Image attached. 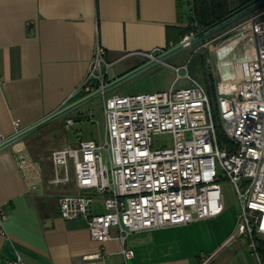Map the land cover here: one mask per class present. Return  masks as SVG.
I'll use <instances>...</instances> for the list:
<instances>
[{
	"label": "built area",
	"instance_id": "2783aa9c",
	"mask_svg": "<svg viewBox=\"0 0 264 264\" xmlns=\"http://www.w3.org/2000/svg\"><path fill=\"white\" fill-rule=\"evenodd\" d=\"M195 33L193 25L179 42L186 44ZM196 46V51H211L205 72L213 96L187 74L189 84L183 88H173L177 76L168 90L107 96L111 64L97 44L74 94L101 98V138H78L74 145L50 150L44 158L47 175L37 160L19 150L17 165L31 186L44 182L47 189L64 190L56 196L60 219L84 221L90 240L98 243L117 230L122 264L133 258L125 245L128 235L221 214V179L230 184L238 207L229 242L242 238L262 264L257 241L264 240V10ZM141 55L156 60L157 54ZM92 117V112L86 116ZM74 121L66 118L62 129L70 130ZM12 125L13 135L22 130L18 120ZM163 134L170 135V144L154 147L153 137ZM96 205L101 212H95ZM4 220L0 209L1 236ZM86 259L101 264L99 254ZM9 264L23 262L16 256Z\"/></svg>",
	"mask_w": 264,
	"mask_h": 264
},
{
	"label": "crops",
	"instance_id": "0c3cea01",
	"mask_svg": "<svg viewBox=\"0 0 264 264\" xmlns=\"http://www.w3.org/2000/svg\"><path fill=\"white\" fill-rule=\"evenodd\" d=\"M183 2L0 0V143L13 136L14 120L24 129L83 98L74 90L97 44L113 78L144 62L142 53L158 54L173 45L167 44L166 35L175 39L185 26L177 18L178 9H185ZM80 115L79 109L63 119ZM33 135L0 150V209L5 215L0 264L16 256L23 264H98L86 259L95 254L101 264H122L115 228L110 239L91 241L84 221L58 217L56 196L64 190L47 189L44 182L31 186L23 176L17 165L19 150L48 174L44 158L49 151L32 155L27 150ZM75 143L64 139L62 146ZM101 211L96 205L95 212ZM197 222L202 221L192 224ZM192 224L128 235L125 245L133 251L128 264H214L219 252L234 242L229 235L206 257L192 259L183 252L185 231Z\"/></svg>",
	"mask_w": 264,
	"mask_h": 264
},
{
	"label": "rangeland",
	"instance_id": "374dc122",
	"mask_svg": "<svg viewBox=\"0 0 264 264\" xmlns=\"http://www.w3.org/2000/svg\"><path fill=\"white\" fill-rule=\"evenodd\" d=\"M187 10V9H186ZM183 21L185 17H182ZM243 19L239 22H242ZM225 29L216 35H211L210 38L200 42L201 45L205 42H210L219 37ZM217 40L211 43L215 46ZM197 46L181 52L165 63H160L155 67L141 73L138 76L131 78L107 96L111 95H132L138 93H152L156 91L168 90L173 80L178 76L179 79L173 85L174 89L186 87L189 81L184 77L186 74L199 83L206 86V72L208 61L211 58V51L207 47H203L196 51ZM179 68L177 72L173 69ZM107 79L113 77L109 72ZM81 115L75 119L73 127L65 131L62 129V119L49 124L34 133V135L26 143L27 150L34 155L36 152L46 153L52 149H58L66 143L77 142V137L82 140L93 139L98 141L102 136L103 131V115L101 98L97 97L80 108ZM92 112V120L86 118L87 114ZM64 120V119H63ZM170 135H156L153 137L154 147L163 148L170 144ZM219 190L223 199V211L215 218L208 219L202 222H197L186 228V244L184 255H191L192 259L196 256L206 257L208 251L218 247L226 237H232L236 228L237 203L230 184L221 179L219 182ZM242 238L234 240L232 244L226 246L225 249L219 252L214 259V264H257L254 256L247 250V247L241 245ZM246 250V251H245ZM244 251L246 253H244Z\"/></svg>",
	"mask_w": 264,
	"mask_h": 264
},
{
	"label": "water",
	"instance_id": "95a60500",
	"mask_svg": "<svg viewBox=\"0 0 264 264\" xmlns=\"http://www.w3.org/2000/svg\"><path fill=\"white\" fill-rule=\"evenodd\" d=\"M264 9V0H254L249 5H246L245 7L238 10L231 18H228L227 21H224L219 26L201 33V35H195L194 37H191L187 40V43L184 44L182 42H178L177 44L173 45L171 48L166 49L165 51L159 53L156 55V60H146L142 62L140 65L135 66L128 70L127 72H124L123 74L118 75V77H114L111 80L107 81L105 93H110L113 90L117 89L127 81L131 80V78H134L138 76L141 73H145V71L155 67L156 65L160 63H165L168 60L172 59L176 55L180 54L181 52L189 49L190 47L198 45L200 42L208 39L211 37V35H215L216 33L224 30L228 27H235L239 21L244 19L245 17L251 15L258 10ZM97 94H92L90 96L83 97L76 102L65 106L64 108H61L60 110L50 114L49 116H46L45 118H42L35 122L34 124L28 126L27 128L22 129L17 134L11 136L10 138L2 141L0 143V150L7 149L11 147L12 145L22 141L27 136L37 132L38 130L42 129L43 127L52 124L56 121H59L63 118H65L67 115L79 110L81 107L92 101L93 99L97 98Z\"/></svg>",
	"mask_w": 264,
	"mask_h": 264
},
{
	"label": "trees",
	"instance_id": "16d2710c",
	"mask_svg": "<svg viewBox=\"0 0 264 264\" xmlns=\"http://www.w3.org/2000/svg\"><path fill=\"white\" fill-rule=\"evenodd\" d=\"M252 1L254 0H184L183 7H185V9L183 12L178 9L177 18L179 21L182 17H185V26L178 29V34L175 39H171L169 34L166 35V42L168 45L169 43H173V45L178 43L179 39H181L184 34L188 33L193 25H195V35L199 36L201 33L209 31L219 26L224 21H227L228 18H231L238 10L249 5ZM263 10L264 9H261L257 12ZM230 28L231 27L225 29ZM209 81L210 78L206 74V87L209 95L213 96V89ZM218 138L220 141L225 142V138L221 131H218ZM257 253L261 263L264 264V240L260 239L257 241Z\"/></svg>",
	"mask_w": 264,
	"mask_h": 264
}]
</instances>
